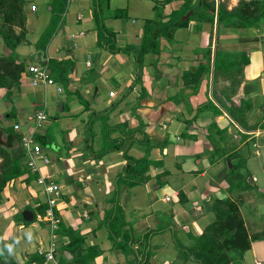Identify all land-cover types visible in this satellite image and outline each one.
<instances>
[{"label": "crops", "instance_id": "obj_1", "mask_svg": "<svg viewBox=\"0 0 264 264\" xmlns=\"http://www.w3.org/2000/svg\"><path fill=\"white\" fill-rule=\"evenodd\" d=\"M62 1L28 0L23 32L12 26L9 45L0 32V57L24 70L44 63L54 81L33 86L23 70L9 96L0 87V118L13 114L21 137L32 136L47 157L50 148L58 153L56 162L37 158L38 171L5 187L11 204L25 190L32 198L43 193L47 204L36 214L47 228L36 245L25 243L44 260L17 255L18 263L82 264L65 248L74 236L84 264H200L189 252L216 209L234 201L228 173L264 155V19L247 26L210 21L202 0H66L61 9ZM219 4L231 11L238 1L215 0V14ZM196 6L185 25L162 26L172 12ZM126 155L149 161L145 180L124 179ZM32 174L56 184L58 194L38 182L41 190H33ZM259 242L256 236L236 259L248 264L250 252L254 264H264ZM88 247L98 254L89 257Z\"/></svg>", "mask_w": 264, "mask_h": 264}, {"label": "trees", "instance_id": "obj_2", "mask_svg": "<svg viewBox=\"0 0 264 264\" xmlns=\"http://www.w3.org/2000/svg\"><path fill=\"white\" fill-rule=\"evenodd\" d=\"M22 2L23 0H0V32L8 45L11 44L12 34L9 29L12 26H18L22 32L24 30L25 16L22 11ZM260 3L261 5L256 2L253 10H250L247 5L238 4L231 11L221 8L219 4L215 14V1L202 0V5L206 8V17L208 20L213 21L216 16L217 21H222L223 24L229 26H247L251 24V21L258 22L260 19H264V0ZM196 14L198 12L193 8V12L186 19L181 20L182 14L172 12L169 19L162 23V26L169 27L168 29L170 30L174 29L178 26L185 25L191 19L190 17L193 18ZM150 23L151 20L146 21V29ZM6 25H9V28H5ZM100 30H103V27L100 26ZM160 31L158 29L157 34ZM109 35L108 47H111L114 44V36L112 33H109ZM152 38L154 39L155 37ZM206 53L209 54L210 49ZM218 63L219 55L216 53L214 59L215 66ZM23 70L24 65L22 63H15L12 57H0V87L7 89L6 96H9L10 88L14 84H17L20 73ZM199 82L200 78L196 81V86ZM37 139H40L44 143V139L41 136H37ZM20 142V135L9 133L5 144H0V200L2 199L1 193L10 180L29 172V168L23 160L24 151L22 146L15 145V143ZM103 153L104 151L101 152V154ZM126 159L127 162L123 169L124 179L130 184L145 180L147 178L145 172L149 161L146 158L132 159L128 155H126ZM27 180H30L29 175ZM46 206V203H41L38 206V210L43 213ZM216 211L217 215L215 220L204 229V232L198 239L197 249L195 252H189V255L192 254L193 259L200 264H236L238 262L236 257H242L244 251L250 247V241L255 239L257 235L250 236L248 234L239 208L234 201L230 199L225 200L222 206L218 207ZM34 217L35 214L33 213ZM57 224L59 225V222ZM109 230L111 233L115 232L111 228V225ZM80 239L81 237L73 236L65 245V248L68 247L70 251H74L76 247L80 246ZM90 248H87L86 253H89V257L93 258L98 253ZM3 252L5 255L3 254L2 257L8 260V255H6L7 251L5 252L4 250ZM82 254L83 252L79 251L75 261L84 264L85 261L81 257ZM27 260L28 262L34 261L32 256ZM26 262L22 264H26Z\"/></svg>", "mask_w": 264, "mask_h": 264}, {"label": "rangeland", "instance_id": "obj_3", "mask_svg": "<svg viewBox=\"0 0 264 264\" xmlns=\"http://www.w3.org/2000/svg\"><path fill=\"white\" fill-rule=\"evenodd\" d=\"M65 1L66 0L62 1L63 3L61 9H64ZM219 1L222 3V5H225L231 0H219ZM237 1L238 4L247 5L250 10H253L254 7L256 6L255 3L257 2L259 5H261L260 2H262L263 0H237ZM27 2L28 0H23L22 2L23 13L25 11V7H27ZM197 4H199V1L197 2ZM197 8L198 6L195 7V11H197ZM187 11H185V13ZM185 13H183L182 15H184ZM49 26H51V24ZM9 109L10 108H8V110ZM3 118H4L3 120L2 118H0V130L2 131V133H0V144H5L7 134L13 133L15 135H20L18 133H21L19 132V130L13 127V123L15 120L13 114H10L8 116L5 115ZM48 118L54 119V115L52 114V112L49 113ZM52 130H53L52 128H49L47 130L48 133L47 132L44 133L47 135L46 138L48 142L51 140V138L48 136L53 134ZM38 133L39 132L37 131V134ZM262 141H264V138L259 141L260 145L261 143H263ZM15 145H22V144L15 143ZM60 145L62 147V154H65L66 151L64 148V144L60 142ZM46 146H48V143L46 144ZM49 150L50 151H48L47 154L50 161L56 162L58 158V153L56 152V150L52 148H50ZM52 154H54L53 157ZM23 160L26 164V159L24 158ZM241 162L242 163H240V165H238L237 168H234L232 172L228 173L229 178L232 179L230 184L232 190L231 197L240 207L241 214L244 222L246 223L245 226L248 233H250L251 235L256 234L258 238H260V242L257 245H260V247H264V190H262L264 189V171H263L264 155L260 157L258 156L256 160H250L247 164H243V161ZM252 175H256V179H254L253 182L250 179L252 178ZM29 177L32 180L31 184L33 190L39 192V189L41 190V187L38 186L35 175L32 174L29 175ZM56 180L58 182H64L63 179L61 178H56ZM10 182L11 181H9L7 184H9ZM11 189L12 188L9 186L7 188H4L1 193L2 199L0 202V257L3 256L4 254L3 251L5 250V252L7 251L6 255H8V260L2 262L0 260V264H19L17 260V255L18 258L19 256L23 258L24 256L27 257L29 255L33 257L34 261L41 262L44 260V257L38 254L37 251H35L36 248H33V250L30 251L32 248L26 246L25 243L31 240L33 246L36 245L37 244V241H35L36 234L38 233L41 227H43L44 229L47 228V226L44 223H40L39 221H37L36 214L38 212V209L35 207V203L37 202L45 203L44 201L45 195L40 192L38 195L39 197L32 198L30 194L27 192V190H25L23 192L25 194L20 193L21 197L20 199H18L17 203L11 204L10 202ZM24 209L31 210L35 214V217L30 221H26L22 215V211ZM20 224H22L21 227ZM110 224H111V228L114 230L115 225L113 221ZM105 226H107V221H105ZM75 233L76 232H74L73 234L75 235ZM29 234L31 236V239H29ZM9 246H11V248ZM66 249L68 250L69 248L67 247ZM60 250L61 249L59 247V251ZM73 252H76L75 254H77L78 250ZM249 254L250 252L245 257V259L248 260V262L247 261L246 262L248 264H254L252 257ZM189 257H191V255ZM46 264H53V262L48 261L46 262ZM236 264H245V262L243 261V263L242 262L240 263L238 261Z\"/></svg>", "mask_w": 264, "mask_h": 264}, {"label": "built area", "instance_id": "obj_4", "mask_svg": "<svg viewBox=\"0 0 264 264\" xmlns=\"http://www.w3.org/2000/svg\"><path fill=\"white\" fill-rule=\"evenodd\" d=\"M31 8L34 10L35 6L32 5ZM29 74L30 78V83L33 86L39 85V84H51L54 83L53 79L49 77V71L48 67L44 63H35L28 65L25 70ZM113 91H110L109 94L113 95ZM38 118H43L42 113H38L37 115ZM13 127L15 129L18 128V123L13 124ZM21 144L23 146V149L25 150V153L28 155L26 159V165L31 171H38V163H37V158L42 161V163H48L49 159L48 157L43 153L42 151V145L35 141L32 136L21 137ZM37 182L43 186V191L47 194H58V188L56 184L51 183L50 181L47 180V178L43 176H39L37 178ZM49 203H51V199H49ZM49 214L52 213L48 212ZM52 219V217H51ZM56 221V219H55ZM51 251H47L46 257L50 258Z\"/></svg>", "mask_w": 264, "mask_h": 264}, {"label": "water", "instance_id": "obj_5", "mask_svg": "<svg viewBox=\"0 0 264 264\" xmlns=\"http://www.w3.org/2000/svg\"><path fill=\"white\" fill-rule=\"evenodd\" d=\"M192 12H193V9H189L184 15L181 16V20L186 19ZM22 215L26 221H30L33 219V212L29 209H24L22 211Z\"/></svg>", "mask_w": 264, "mask_h": 264}, {"label": "flooded vegetation", "instance_id": "obj_6", "mask_svg": "<svg viewBox=\"0 0 264 264\" xmlns=\"http://www.w3.org/2000/svg\"><path fill=\"white\" fill-rule=\"evenodd\" d=\"M0 260H1V262L2 261H6V259L4 257H2V256L0 257Z\"/></svg>", "mask_w": 264, "mask_h": 264}, {"label": "clouds", "instance_id": "obj_7", "mask_svg": "<svg viewBox=\"0 0 264 264\" xmlns=\"http://www.w3.org/2000/svg\"><path fill=\"white\" fill-rule=\"evenodd\" d=\"M29 239H31V236H30V234H29ZM10 248H11V246H9Z\"/></svg>", "mask_w": 264, "mask_h": 264}]
</instances>
